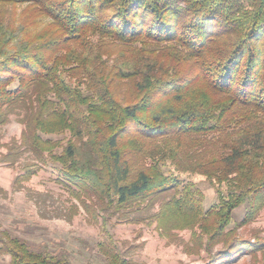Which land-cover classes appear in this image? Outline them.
Listing matches in <instances>:
<instances>
[{
  "label": "trees",
  "instance_id": "obj_1",
  "mask_svg": "<svg viewBox=\"0 0 264 264\" xmlns=\"http://www.w3.org/2000/svg\"><path fill=\"white\" fill-rule=\"evenodd\" d=\"M12 115L25 128L4 159H36L16 182L52 164L96 222L223 243L207 264L262 248L229 226L241 205V224L264 208V0H0V126ZM169 164L205 176L218 202L206 208ZM99 248L107 264H140L108 233ZM0 253L70 264L1 225Z\"/></svg>",
  "mask_w": 264,
  "mask_h": 264
},
{
  "label": "rangeland",
  "instance_id": "obj_2",
  "mask_svg": "<svg viewBox=\"0 0 264 264\" xmlns=\"http://www.w3.org/2000/svg\"><path fill=\"white\" fill-rule=\"evenodd\" d=\"M24 128L17 115L0 126V225L2 230L25 241L31 250L66 258L70 264H107L99 244L107 239L108 233L126 257L140 264H207L213 254L225 247L218 243L211 249H197L190 240V230L176 231L175 237L170 238L160 234L155 222L131 223L110 215H105V225L101 216L96 222L84 207L93 202L81 192L78 198V189L62 182L52 164L40 166L27 181L16 182L25 173V165L36 163L30 152L4 159L9 146L13 142L19 144ZM166 171L180 175L185 182L195 183L203 192L206 208L218 202L216 187L205 176L177 172L171 164ZM157 205L154 210L158 209ZM247 212V204L235 209L229 229H236L241 238L260 243L262 248L225 264H264V208L254 220L241 224ZM186 245L193 250H188ZM0 264H11L10 256L0 253Z\"/></svg>",
  "mask_w": 264,
  "mask_h": 264
}]
</instances>
